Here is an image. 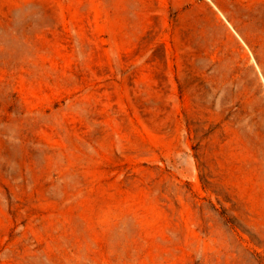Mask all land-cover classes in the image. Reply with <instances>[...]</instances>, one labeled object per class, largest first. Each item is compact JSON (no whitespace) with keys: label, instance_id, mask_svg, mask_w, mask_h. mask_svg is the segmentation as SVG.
I'll use <instances>...</instances> for the list:
<instances>
[{"label":"rangeland","instance_id":"1","mask_svg":"<svg viewBox=\"0 0 264 264\" xmlns=\"http://www.w3.org/2000/svg\"><path fill=\"white\" fill-rule=\"evenodd\" d=\"M0 264H264V0H0Z\"/></svg>","mask_w":264,"mask_h":264}]
</instances>
